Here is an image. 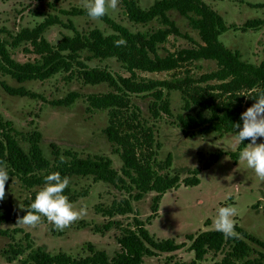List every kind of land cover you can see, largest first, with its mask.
<instances>
[{
	"label": "trees",
	"instance_id": "trees-1",
	"mask_svg": "<svg viewBox=\"0 0 264 264\" xmlns=\"http://www.w3.org/2000/svg\"><path fill=\"white\" fill-rule=\"evenodd\" d=\"M119 3L131 23L145 26L159 22L162 28L150 32H134L106 15L102 22L110 27L112 35L107 36L98 29L81 34L72 22L65 24L59 17L49 15L34 28L22 29L16 35L0 31V34H6L10 38V41L0 39V72L18 83L44 82L60 74L72 73L78 68L79 79L84 84H107L112 89L107 94L90 95L88 103L89 110L109 111V125L105 135L114 146L123 166L119 173L110 158H79L71 151H61L57 145L51 146L54 156L52 163L41 148L42 134L39 131L23 135L11 122L2 119L0 160L6 161L12 172L27 186L45 183V178L40 180L41 177L37 176L40 173L48 172L49 175L60 172L62 177L70 179L93 177L95 182L113 184L128 194V198H122L102 211L108 223L97 228V232L102 234L114 228L121 231V236L117 238L120 251L113 258L105 252L94 251L93 248L90 249V256L78 259L65 253L51 254L43 248L34 249L29 246L28 257L31 264H144L146 258L175 253L184 248L185 244H179L174 239H157L149 232L144 221L136 216L127 227H123L115 218L134 215L132 201L140 202L151 193L157 194L152 207L153 216H156L164 195L181 186H199L202 171L210 169L224 155L229 154L221 152L212 155L203 170H188V176L184 179L178 173L172 174V155L169 154L164 162L158 161L154 131L143 121L140 109L132 103V95L149 96L152 99L149 111L154 119H159L163 115L172 116L167 94L180 92L184 113L177 117L178 128L185 138L194 139L198 135L205 137L208 134H216L220 138L228 134L235 136L236 131H239L235 125L243 124L241 115L264 93V61L258 66L246 63L239 53L226 48L220 37L229 28L222 16L203 0H157L148 9H143L139 0H119ZM171 11L178 12L189 21L190 26L198 31L203 44L163 57L159 51L170 36L188 38L187 35H182L171 20ZM62 14L88 17L84 9L78 8L62 11ZM57 25L73 31L74 35L64 36L57 45H52L45 34ZM263 25L264 20L257 19L233 29L247 32ZM119 41L125 43L118 46ZM20 47L38 58L26 63L16 61L11 50ZM110 59H116L131 76L116 78L109 72L89 69L83 63V60ZM202 61L214 63L217 70L197 79L176 76L172 80L157 81L137 78L135 75L136 71L171 72L179 69L182 64ZM1 85L12 96L38 97L25 88H13L5 83ZM79 98L77 93H71L65 99L54 102V105L69 107ZM19 136L28 143V151L20 146ZM248 143H251L250 139L243 142L244 145ZM243 144L238 145L236 152L229 155L235 164L239 162V151L244 147ZM61 157L64 158L63 161ZM64 194L73 203L87 193H78L68 186ZM34 198L28 201V207ZM23 216L20 212L0 214V224L17 223L18 218ZM153 216L148 222L154 219ZM235 231L236 235L233 237H225L217 230L201 232L196 236L188 235L187 239L191 242L189 249L194 253V259L189 264H202L210 253L224 254L223 261L216 264H264V255L254 258L250 246L253 243L264 249V242L238 226ZM0 234L11 236L10 231H0ZM25 237L28 239L29 235ZM25 253L26 250L10 246L3 252V256L7 262H11Z\"/></svg>",
	"mask_w": 264,
	"mask_h": 264
},
{
	"label": "rangeland",
	"instance_id": "rangeland-1",
	"mask_svg": "<svg viewBox=\"0 0 264 264\" xmlns=\"http://www.w3.org/2000/svg\"><path fill=\"white\" fill-rule=\"evenodd\" d=\"M139 1L143 9H148L157 0ZM203 2L222 16L229 28V31L220 37L224 46L239 53L242 61L260 65L264 61V25L247 32L235 30L233 27L240 28L251 20H264V0H203ZM73 8L84 9L82 0L0 1V31L16 35L22 29L34 28L46 16L52 15L59 17L65 24L72 22L81 34H87L94 29L107 36L113 34L104 22L93 21L84 16L62 14V11H70ZM108 16L134 32H150L162 28L159 22L145 26L131 23L120 3L117 10L110 11ZM169 16L182 35H187L188 38L170 36L159 51L161 56L178 54L203 44L198 31L190 26L186 18L176 11H171ZM73 35V31L57 25L46 32L45 38L52 45H57L64 36ZM0 39L10 41L6 34H0ZM11 53L20 63L38 58L32 52H25L24 47L11 50ZM83 63L89 69L106 71L116 78L131 76L116 59L83 60ZM216 70L214 63L202 61L182 64L179 69L171 72L136 71L135 75L137 78L157 81L172 80L176 76L197 79ZM78 72L79 69L76 68L72 73L60 74L44 82L25 83H18L0 72V119L11 122L23 135L39 131L42 134L41 148L45 157L52 163L54 156L51 146L57 145L61 151H71L79 158L88 156L110 158L113 167L121 173L123 163L105 135L109 125V111L89 110L88 103L90 95L107 94L112 92V89L107 84L95 86L84 84L79 79ZM2 83L13 88H25L38 97L9 95L3 89ZM71 93L80 96L74 104L69 107L54 105V102L65 99ZM167 97L171 103L172 116L163 115L159 119H154L149 111L152 102L149 96L132 95L131 100L140 109L143 121L154 131L158 161L164 162L169 154L172 155L173 166L170 170L172 174L178 173L184 179L188 176V170L196 168L203 170L212 155L221 152L230 155L236 152L238 145L235 144L232 134L223 138L216 134H208L205 137L198 135L194 139L185 138L177 124V117L184 113L181 93L171 92ZM18 140L20 146L28 151L29 145L22 136H19ZM257 143H264V137L259 138ZM229 155H224L210 169L202 171L199 186H181L178 190H172L164 195L156 216H153L152 207L157 194L151 193L140 202L132 201L134 215L115 218V221L127 227L136 216L144 221L149 232L157 239H174L177 243L186 245L175 253L146 258L144 264H189L194 259V253L189 249L191 242L187 236L216 230L213 221L218 208L224 204L238 207L239 214L234 218L235 227L242 228L264 242V180H260L254 170L247 167L246 162L235 164ZM7 170L10 178L6 183L5 198L0 201V214L20 212L26 215L28 201L35 197L45 183L27 186L12 172L9 164ZM47 175L48 172H43L37 176L42 180ZM69 187L78 193H87L73 202L77 208L86 206L87 214L63 231L57 230L46 218H42V222L35 228L17 225L15 222L0 224V231H10L11 235L8 237L0 234V264H31L28 257L29 246L34 249L43 248L51 254L65 253L78 259L90 256L92 248L94 251L105 252L110 258L120 251L117 238L121 236V231L114 228L102 234L97 232V228H102L108 223L102 211L122 198H128V194L113 184L95 182L93 177L70 179ZM151 216L154 219L148 222ZM27 234L28 239L25 237ZM10 246L26 250V253L7 262L3 252ZM250 246L254 258H259L260 254L264 255V249L260 246L253 243H250ZM223 259V253H210L202 264H216Z\"/></svg>",
	"mask_w": 264,
	"mask_h": 264
},
{
	"label": "clouds",
	"instance_id": "clouds-1",
	"mask_svg": "<svg viewBox=\"0 0 264 264\" xmlns=\"http://www.w3.org/2000/svg\"><path fill=\"white\" fill-rule=\"evenodd\" d=\"M82 3L88 18L102 23L103 18L110 11L117 10L119 0H82ZM122 43L125 42H117L118 46ZM255 100L253 106L241 115L242 126L235 125L239 131H236L233 139L236 145L243 144L245 140H251V143L243 144L244 147L239 151V162H246L247 167L253 169L260 180H264V143H257L259 138L264 137V93ZM63 159L61 157V161ZM9 178L7 162L0 160V201L5 198V188ZM69 183L70 178L62 177L60 172L47 175L43 188L35 195L33 202L27 208V214L18 218L17 225L35 228L42 222V218H46L57 230L63 231L86 215V206L77 208L64 194ZM238 214L239 210L235 205L219 207L213 221L214 228L225 237L235 236L234 218Z\"/></svg>",
	"mask_w": 264,
	"mask_h": 264
}]
</instances>
